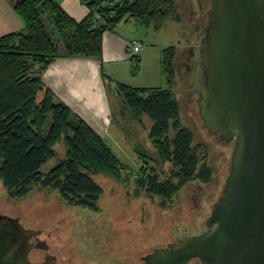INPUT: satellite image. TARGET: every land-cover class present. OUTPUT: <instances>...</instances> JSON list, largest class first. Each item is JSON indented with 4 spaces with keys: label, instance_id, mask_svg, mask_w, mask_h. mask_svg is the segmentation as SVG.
<instances>
[{
    "label": "trees",
    "instance_id": "trees-1",
    "mask_svg": "<svg viewBox=\"0 0 264 264\" xmlns=\"http://www.w3.org/2000/svg\"><path fill=\"white\" fill-rule=\"evenodd\" d=\"M83 1L89 15L77 22L54 0H9L25 30L0 38V181L12 199L26 197L39 185L56 191L69 206L97 212L104 190L93 177L131 180L128 167L91 126L56 100L42 76L61 58L101 62L105 33L130 18L158 31L181 19L173 0ZM162 54L167 90L118 83L116 91L124 113L136 120L146 115L152 122L149 141L158 165L170 166L169 177L163 179L160 167L143 162L133 178L135 187L148 197L171 201L186 185L210 183L214 174L201 163L193 132L178 120L180 109L173 94L176 50L169 47ZM138 62V57L132 59V64ZM57 145L65 149L63 159L45 174L41 169L56 157Z\"/></svg>",
    "mask_w": 264,
    "mask_h": 264
},
{
    "label": "rangeland",
    "instance_id": "rangeland-1",
    "mask_svg": "<svg viewBox=\"0 0 264 264\" xmlns=\"http://www.w3.org/2000/svg\"><path fill=\"white\" fill-rule=\"evenodd\" d=\"M173 3L181 21H169L162 30L141 25L134 18L117 26L119 29L125 26L130 38L147 45L144 55L140 53L142 60L132 64L130 76L134 80L128 78V81L167 90V80L160 67L162 52L169 47L175 48L173 64L177 77L173 84V94L180 109L178 120L183 128L193 132V142L199 147L200 161L211 168L214 176L210 183L194 181L186 185L171 201L148 197L145 192L136 189L133 178L143 162L158 169L160 167L163 179L169 177L170 166L158 165L157 154L146 132L150 126L148 119L141 116L136 120L128 111L124 113V102L120 94L116 89L109 90L115 126L123 118L126 119L127 134L124 140L118 139L116 142L107 138L105 141L121 163L128 167L131 180L119 181L105 174L94 176L104 190L97 212L69 206L56 191L43 189L39 185L34 186L26 197L12 199L0 181L1 208L13 213L14 205H21L14 216L17 218L19 214L25 213L28 217L25 226L39 227L38 216L41 217L39 225L44 226L47 219L62 214L60 230L50 235L49 244L55 245L50 251L55 252L66 245L62 241L67 240L71 228L68 246L70 254H57L58 264H74L78 258L84 261L82 264H143V259L137 262V258L153 252L154 248L163 245L169 247L203 234L208 228V218L226 186L234 144L210 134L199 115L200 108L196 102L200 99L204 77L200 48L207 32L211 0H173ZM50 31L53 32V28ZM54 41L60 42L58 36L54 35ZM157 67L162 77L158 76ZM129 121L141 123L133 125ZM171 131L174 132L172 128ZM135 144L137 153L131 148ZM56 147V157L41 169L45 174L63 159L64 147ZM75 248L77 253L73 252ZM42 253L43 249L33 251L31 259L40 261Z\"/></svg>",
    "mask_w": 264,
    "mask_h": 264
},
{
    "label": "water",
    "instance_id": "water-1",
    "mask_svg": "<svg viewBox=\"0 0 264 264\" xmlns=\"http://www.w3.org/2000/svg\"><path fill=\"white\" fill-rule=\"evenodd\" d=\"M210 7L196 102L210 134L234 144L229 176L206 232L154 248L137 258L143 264H264V0H211ZM14 206L13 213L0 206V264H58L57 254L68 252L71 228L55 252L49 239L60 230L62 214L44 226L40 216L39 227L25 226L28 217L15 218L21 205ZM41 249L40 261L32 260L33 250Z\"/></svg>",
    "mask_w": 264,
    "mask_h": 264
},
{
    "label": "crops",
    "instance_id": "crops-1",
    "mask_svg": "<svg viewBox=\"0 0 264 264\" xmlns=\"http://www.w3.org/2000/svg\"><path fill=\"white\" fill-rule=\"evenodd\" d=\"M54 1L77 22L85 20L89 15L87 4L83 0ZM24 30L23 20L17 15L9 0H0V38ZM132 41L137 40L130 38L125 26L121 29L116 27L104 35L101 62L97 63L90 59L61 58L51 64L42 76V81L54 92L56 100L68 105L74 114L103 138L105 144L107 138L117 142L118 139L124 140L127 134L126 119L123 118L121 123L115 126L109 90L116 89L118 83L140 89L157 87L132 83L134 80L130 76L132 59L138 57L141 61L145 53L144 48L147 46L142 41L141 43L144 44L142 49L133 54ZM57 47L61 52L64 51L61 41L57 43ZM158 72H160L159 67H157ZM158 76L161 75L158 73ZM128 78L132 81H128ZM143 117L148 119L146 115ZM148 121L150 126L146 128V132L149 137L152 122L149 119ZM129 122L134 123L133 125L141 123ZM112 128H114L113 131ZM131 148L134 153H137L136 144Z\"/></svg>",
    "mask_w": 264,
    "mask_h": 264
},
{
    "label": "built area",
    "instance_id": "built-area-1",
    "mask_svg": "<svg viewBox=\"0 0 264 264\" xmlns=\"http://www.w3.org/2000/svg\"><path fill=\"white\" fill-rule=\"evenodd\" d=\"M99 20H100V15H97V17H96V23H98L99 25H101V23L99 22ZM131 44H132V48L134 50V53L133 54H136L144 46V44L141 43V42H139V41H132Z\"/></svg>",
    "mask_w": 264,
    "mask_h": 264
},
{
    "label": "flooded vegetation",
    "instance_id": "flooded-vegetation-1",
    "mask_svg": "<svg viewBox=\"0 0 264 264\" xmlns=\"http://www.w3.org/2000/svg\"><path fill=\"white\" fill-rule=\"evenodd\" d=\"M32 240H33V244H34V245H39L40 242L38 241V238H36V236L33 237ZM38 242H39V243H38ZM42 248H43L44 250L48 249L44 243H42ZM33 251H34V250H33ZM30 255H31V254H30ZM30 255H29V257H30ZM54 258H55V257H54ZM192 263H195V264H196V263H199V262H198V261H192L191 264H192ZM55 264H57V260H56V263H55Z\"/></svg>",
    "mask_w": 264,
    "mask_h": 264
}]
</instances>
